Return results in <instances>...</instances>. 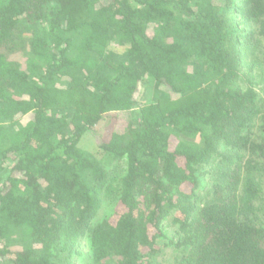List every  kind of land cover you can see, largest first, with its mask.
<instances>
[{
  "label": "trees",
  "instance_id": "obj_1",
  "mask_svg": "<svg viewBox=\"0 0 264 264\" xmlns=\"http://www.w3.org/2000/svg\"><path fill=\"white\" fill-rule=\"evenodd\" d=\"M261 36L264 0H0V264H159L168 216L178 264H264Z\"/></svg>",
  "mask_w": 264,
  "mask_h": 264
},
{
  "label": "rangeland",
  "instance_id": "obj_2",
  "mask_svg": "<svg viewBox=\"0 0 264 264\" xmlns=\"http://www.w3.org/2000/svg\"><path fill=\"white\" fill-rule=\"evenodd\" d=\"M256 50L253 59L255 65L253 77L249 80L245 79L246 83L251 84L258 93V100L261 107V112L264 114V36L259 37L255 43ZM251 81V83H250ZM253 82V83H252ZM263 117V116H260ZM257 120V129H260L261 119ZM101 132L104 130L100 127ZM86 141L92 142L90 135L86 138ZM258 205H262L264 208L263 198L259 199ZM112 205L109 207L105 205L100 211V216H107L111 213ZM163 235L157 238L156 246L157 251L151 255L154 262L159 264H178L179 261H183L187 254L186 251L177 245L179 228L177 224L171 222V217L165 218L163 222ZM88 242L81 241V254L80 258H75L76 264H92L90 261Z\"/></svg>",
  "mask_w": 264,
  "mask_h": 264
}]
</instances>
